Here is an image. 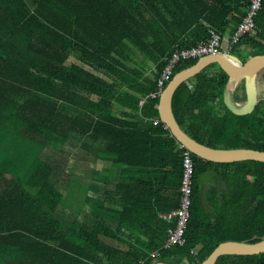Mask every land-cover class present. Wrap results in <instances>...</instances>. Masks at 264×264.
Segmentation results:
<instances>
[{
	"label": "trees",
	"instance_id": "1",
	"mask_svg": "<svg viewBox=\"0 0 264 264\" xmlns=\"http://www.w3.org/2000/svg\"><path fill=\"white\" fill-rule=\"evenodd\" d=\"M250 5L0 0V148L9 144L17 156L0 168V264H202L221 243L264 240V163L192 154L186 243L166 247L174 223L161 214L180 207L182 159L170 130L154 122L159 97L139 105L159 89L176 51L208 43L211 32L229 44ZM255 23L257 33L230 51L244 66L264 55V0ZM199 59L179 60L165 88ZM228 81L211 64L184 82L172 101L177 123L211 148L264 152V95L253 113L235 115L224 103ZM29 141L63 153L68 145L94 148L104 161L90 171L76 213L65 211L53 178L58 163L37 155L29 164L18 152ZM216 264H264V253L224 255Z\"/></svg>",
	"mask_w": 264,
	"mask_h": 264
},
{
	"label": "water",
	"instance_id": "2",
	"mask_svg": "<svg viewBox=\"0 0 264 264\" xmlns=\"http://www.w3.org/2000/svg\"><path fill=\"white\" fill-rule=\"evenodd\" d=\"M211 64L221 65L229 74V81L224 91V103L235 115L243 116L253 113L258 103V81L264 70V55L253 58L246 66L241 59L231 53L223 52L217 55L202 57L198 62L176 74L164 89L159 100V114L161 121L170 130L172 136L185 146L193 155L206 161L217 163H233L242 161H257L264 163V152L253 149H215L203 145L190 137L177 123L173 111L172 101L176 90L186 81L196 77ZM244 83L246 100L243 104L234 102L230 94L234 86ZM264 253V240L258 243L228 241L221 243L202 264H216L219 257L251 256ZM156 264H170L157 262Z\"/></svg>",
	"mask_w": 264,
	"mask_h": 264
},
{
	"label": "built area",
	"instance_id": "3",
	"mask_svg": "<svg viewBox=\"0 0 264 264\" xmlns=\"http://www.w3.org/2000/svg\"><path fill=\"white\" fill-rule=\"evenodd\" d=\"M263 0H251L250 9L247 15L244 17L242 22L239 24L232 41L228 44V53H230L232 47L237 44L242 37L247 34L255 35L257 33L258 27L255 23V18L257 14L262 10ZM225 52V51H224ZM223 53L222 51V39L215 33L211 32V39L208 43H202L196 48L190 50L176 51L169 64L163 72L162 78L159 81V89L155 92L150 93L146 98L142 99L139 103L143 106L145 102L149 99H156L161 96L164 91L165 83L170 80L173 73L175 65L179 60L191 59V58H202L209 55H217ZM155 124H159V120H154ZM177 148L180 151V156L182 159L183 167V178L181 185V197H180V207L172 212L161 214V217L169 223H174L167 231L168 240L166 247L171 246H183L185 241V232L187 229V224L190 218V208L192 205V195H193V176H194V160L192 153L185 148L184 145L177 142Z\"/></svg>",
	"mask_w": 264,
	"mask_h": 264
},
{
	"label": "rangeland",
	"instance_id": "4",
	"mask_svg": "<svg viewBox=\"0 0 264 264\" xmlns=\"http://www.w3.org/2000/svg\"><path fill=\"white\" fill-rule=\"evenodd\" d=\"M226 47H228V43L223 42L224 51ZM240 86H242V84H240ZM257 93L258 97L264 95V84H258ZM72 147V145L63 147L64 152H67L63 153L62 151L57 150L50 151L47 149H42L41 145H38L36 143L33 144V142L29 141L28 144L24 143V145H21L18 149V152L21 151L22 157H29V164L32 163L34 159H36L37 155L42 159H47L54 162L56 161L55 164L58 163V169L56 170L58 175L53 176V178L57 180L58 187L61 189V192L64 193V199L66 202L65 211L76 213L78 211V208H81V206H83L81 203L83 202L86 192L85 188L89 185L92 179V174L90 171L102 168L101 165L104 163V161L98 159L95 156L94 148L83 149L79 146L76 149H73ZM13 153V150L10 149L9 154L11 155V161L8 159H4L0 155L1 169L11 168V166L14 165L12 163H15V161L17 160V156H15ZM31 192H33L32 189ZM84 208L86 210L90 209V207L86 205L84 206Z\"/></svg>",
	"mask_w": 264,
	"mask_h": 264
},
{
	"label": "crops",
	"instance_id": "5",
	"mask_svg": "<svg viewBox=\"0 0 264 264\" xmlns=\"http://www.w3.org/2000/svg\"><path fill=\"white\" fill-rule=\"evenodd\" d=\"M222 49H223V43H222ZM228 47H226L225 52H228ZM261 80V75L259 77V81L258 84L260 83ZM240 84H242V86H240ZM231 98L234 100V102L238 103V104H243L245 102V90H244V83L243 82H239L237 83L234 88L232 89V92L230 94ZM259 98V97H258ZM160 100V97H159ZM159 106V104H158ZM159 111V110H158ZM160 116V114H159ZM155 120H159L161 121V119H155ZM162 122V121H161ZM163 123V122H162ZM165 127L167 128V126L165 125ZM168 129V128H167ZM25 140V139H24ZM26 142V140H25ZM178 142V141H177ZM9 144L0 148V155L4 158L7 159V157H9ZM223 150V149H222Z\"/></svg>",
	"mask_w": 264,
	"mask_h": 264
},
{
	"label": "flooded vegetation",
	"instance_id": "6",
	"mask_svg": "<svg viewBox=\"0 0 264 264\" xmlns=\"http://www.w3.org/2000/svg\"><path fill=\"white\" fill-rule=\"evenodd\" d=\"M242 61V60H241ZM243 63V62H242ZM244 65V64H243ZM264 74V70L262 71V73L260 74L261 75V77H262V75ZM245 100H246V97H245Z\"/></svg>",
	"mask_w": 264,
	"mask_h": 264
},
{
	"label": "bare ground",
	"instance_id": "7",
	"mask_svg": "<svg viewBox=\"0 0 264 264\" xmlns=\"http://www.w3.org/2000/svg\"><path fill=\"white\" fill-rule=\"evenodd\" d=\"M194 253V252H193Z\"/></svg>",
	"mask_w": 264,
	"mask_h": 264
}]
</instances>
